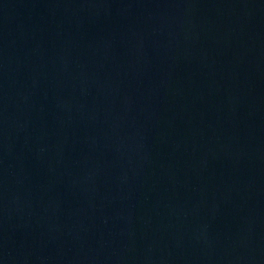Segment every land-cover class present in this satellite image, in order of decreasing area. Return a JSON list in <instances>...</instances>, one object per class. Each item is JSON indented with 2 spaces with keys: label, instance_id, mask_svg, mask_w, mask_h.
Masks as SVG:
<instances>
[{
  "label": "water",
  "instance_id": "1",
  "mask_svg": "<svg viewBox=\"0 0 264 264\" xmlns=\"http://www.w3.org/2000/svg\"><path fill=\"white\" fill-rule=\"evenodd\" d=\"M0 264H264V0H0Z\"/></svg>",
  "mask_w": 264,
  "mask_h": 264
}]
</instances>
